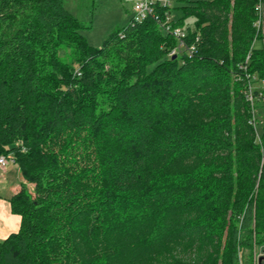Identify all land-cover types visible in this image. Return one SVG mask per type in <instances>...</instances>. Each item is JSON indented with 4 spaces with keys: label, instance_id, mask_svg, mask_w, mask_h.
<instances>
[{
    "label": "trees",
    "instance_id": "1",
    "mask_svg": "<svg viewBox=\"0 0 264 264\" xmlns=\"http://www.w3.org/2000/svg\"><path fill=\"white\" fill-rule=\"evenodd\" d=\"M64 1L0 0V155L25 180L0 264H253L264 244V112L252 124L244 95L247 74L264 82L255 0H182L173 25L196 18L192 57L170 55L177 39L150 17L93 47Z\"/></svg>",
    "mask_w": 264,
    "mask_h": 264
},
{
    "label": "rangeland",
    "instance_id": "2",
    "mask_svg": "<svg viewBox=\"0 0 264 264\" xmlns=\"http://www.w3.org/2000/svg\"><path fill=\"white\" fill-rule=\"evenodd\" d=\"M137 0H65V7L76 16L79 20L88 24V28L84 29L82 33L86 37L89 44L93 47L100 48L108 36L113 30L118 27L126 26L133 18L132 7ZM171 3V7L174 11V18L176 20L182 17V13L178 10V7L185 3L182 0H168ZM196 18L191 16L185 19L184 28L189 27L195 30ZM257 46H263V42L258 40L256 42ZM263 114L264 108L257 109L258 115ZM263 117V116H262ZM261 117V118H262ZM260 119V118H259ZM258 141H261V125L258 124ZM263 151H264V140H263ZM16 164H10L7 168L8 181L6 175L3 173L2 168H0V196L1 198L9 197L12 194V189L14 190L21 183V174L18 166ZM260 179V177H259ZM25 182V180L23 179ZM12 186L11 188H4V186ZM32 187V186H31ZM7 213L8 210L5 209ZM5 218V214L1 213ZM264 255V244H258L254 246L253 250V264L257 261L260 255Z\"/></svg>",
    "mask_w": 264,
    "mask_h": 264
},
{
    "label": "built area",
    "instance_id": "3",
    "mask_svg": "<svg viewBox=\"0 0 264 264\" xmlns=\"http://www.w3.org/2000/svg\"><path fill=\"white\" fill-rule=\"evenodd\" d=\"M168 8L171 7V3L168 0H137L133 7V18L132 21L134 23H142L147 18L154 19L161 29L172 36H174L178 44L170 53V55L178 56L182 54H186L189 57L194 56L196 51V43L199 41V37L196 38V43H187L188 38V30L184 27L173 25V17L171 12L165 11V13H160L157 11V7ZM255 13L256 18L254 22V27L256 28L258 38L255 40V43L258 40H261L264 44V0H255ZM248 56L247 60L249 59ZM241 68H245V66H241ZM247 78V86L244 90V95L246 99L251 105L252 108V120L250 121L252 124L257 125V101L259 97H262V93L258 94V90H261L264 87V82L257 80L256 76L251 74L246 75ZM259 137V135H258ZM10 164H15V160L11 155H0V167L2 169L8 168ZM264 257L263 254L257 259L255 264H260V259ZM264 264V260L262 261Z\"/></svg>",
    "mask_w": 264,
    "mask_h": 264
},
{
    "label": "crops",
    "instance_id": "4",
    "mask_svg": "<svg viewBox=\"0 0 264 264\" xmlns=\"http://www.w3.org/2000/svg\"><path fill=\"white\" fill-rule=\"evenodd\" d=\"M172 17L174 18V15H172ZM176 18V17H175ZM17 166V165H15ZM1 168V167H0ZM3 173L6 175V179L8 181V172H7V168L6 169H2ZM21 174V172H20ZM23 182V177L21 175V183ZM20 183V184H21ZM11 188L12 186H7V184L4 186V188ZM20 185L18 187H16L14 190L12 189V194H10L9 197L6 198H1L0 196V240L5 239L9 234H11L12 232H16L19 230L20 228V224H21V217L17 214H13L11 211V205L9 202V199L18 191ZM7 209L9 213L5 212ZM5 214V218L2 219V217L4 216L3 214Z\"/></svg>",
    "mask_w": 264,
    "mask_h": 264
},
{
    "label": "water",
    "instance_id": "5",
    "mask_svg": "<svg viewBox=\"0 0 264 264\" xmlns=\"http://www.w3.org/2000/svg\"><path fill=\"white\" fill-rule=\"evenodd\" d=\"M263 260H264V257H262V258L260 259V262H261L260 264H263V262H262Z\"/></svg>",
    "mask_w": 264,
    "mask_h": 264
}]
</instances>
